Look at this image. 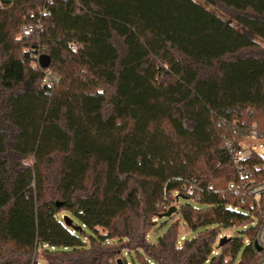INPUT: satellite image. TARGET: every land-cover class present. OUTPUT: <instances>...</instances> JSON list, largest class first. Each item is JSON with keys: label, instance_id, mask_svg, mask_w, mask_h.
I'll list each match as a JSON object with an SVG mask.
<instances>
[{"label": "trees", "instance_id": "trees-1", "mask_svg": "<svg viewBox=\"0 0 264 264\" xmlns=\"http://www.w3.org/2000/svg\"><path fill=\"white\" fill-rule=\"evenodd\" d=\"M261 41L264 0L0 2V264H233L245 238L221 230L254 217L253 243L260 213L227 141L264 133Z\"/></svg>", "mask_w": 264, "mask_h": 264}, {"label": "built area", "instance_id": "built-area-1", "mask_svg": "<svg viewBox=\"0 0 264 264\" xmlns=\"http://www.w3.org/2000/svg\"><path fill=\"white\" fill-rule=\"evenodd\" d=\"M43 30V24L41 20L36 23H32L26 26L22 30L21 38L31 37ZM73 48V47H72ZM75 49V48H74ZM44 82L53 86L54 81L50 71H46V76ZM227 147L232 156L235 169L238 173L239 179L237 182H233L229 185L231 191L237 195H241L244 198L251 200V207L258 209L260 213V219L258 222V233L255 242L261 247V251H257L255 242L250 243L246 240L247 246H252L254 251L258 254L259 258L254 264H264V208H261L260 201L264 195V183H255L250 179V169L248 168V161L251 156H258L264 160V133H259L256 127H253L250 135L244 136L240 140L239 147H235L232 142L227 141ZM212 186H210L211 188ZM188 194L193 192L192 189H189ZM199 200V196L196 198ZM186 229L187 226L183 224ZM220 235L217 240V246L220 241L228 237ZM186 240V235H181L179 244ZM214 255L218 254V248L213 253Z\"/></svg>", "mask_w": 264, "mask_h": 264}, {"label": "rangeland", "instance_id": "rangeland-1", "mask_svg": "<svg viewBox=\"0 0 264 264\" xmlns=\"http://www.w3.org/2000/svg\"><path fill=\"white\" fill-rule=\"evenodd\" d=\"M201 3H203L201 1ZM205 4V3H203ZM205 6L214 11L215 13L223 16L224 18L226 19H231L230 15L227 13V11L218 6V7H215V6H210V5H206ZM235 24V23H234ZM263 44L264 42L261 41ZM182 204H186V203H190L192 201L190 200H182L181 201ZM252 220H254V222H249L247 223V225L245 227L243 226H237L235 228H232V229H222L221 230V235L223 236H227L229 235V239H233V238H245L244 240V244L241 246V249L239 250V252L236 254V257L234 258V263L233 264H240L242 261H243V258H244V253H245V250L247 249V244L245 243V241L247 240V236H246V232L251 229L252 227H254L256 225V222H255V218L253 217ZM159 224H162L161 226H157L154 231L151 233L150 237H149V240L153 243H156L158 241V239L163 236L165 233L168 232V230L170 229V227L172 226L173 224V221H170L169 219L167 218H164V219H159ZM179 232L182 234V235H186V238L188 240H191L193 238H195L200 230H196V231H192V230H189V229H186L183 225V222L180 223V227H179ZM124 257L126 259V262L128 264H140V262L138 261L137 258H135V260L132 258L131 255H129L128 252H125L124 253Z\"/></svg>", "mask_w": 264, "mask_h": 264}, {"label": "water", "instance_id": "water-1", "mask_svg": "<svg viewBox=\"0 0 264 264\" xmlns=\"http://www.w3.org/2000/svg\"><path fill=\"white\" fill-rule=\"evenodd\" d=\"M0 2H6V3H11L12 0H0ZM180 198V197H178ZM177 211V209L175 207L170 208L167 212L159 215V219H164V218H170L175 212ZM226 238H223L219 244V246H222L225 242H226ZM255 246L257 251H261V247L259 246V244L257 242H255ZM118 264H123L122 261H118Z\"/></svg>", "mask_w": 264, "mask_h": 264}]
</instances>
